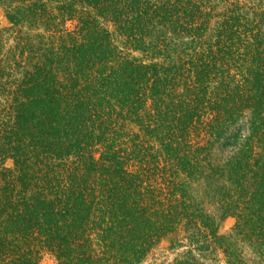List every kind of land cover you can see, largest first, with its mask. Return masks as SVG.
Returning <instances> with one entry per match:
<instances>
[{
	"label": "trees",
	"instance_id": "1",
	"mask_svg": "<svg viewBox=\"0 0 264 264\" xmlns=\"http://www.w3.org/2000/svg\"><path fill=\"white\" fill-rule=\"evenodd\" d=\"M0 6V264H264V0Z\"/></svg>",
	"mask_w": 264,
	"mask_h": 264
},
{
	"label": "rangeland",
	"instance_id": "2",
	"mask_svg": "<svg viewBox=\"0 0 264 264\" xmlns=\"http://www.w3.org/2000/svg\"><path fill=\"white\" fill-rule=\"evenodd\" d=\"M8 26H10V24L8 23V21L5 18L4 12L0 6V29L3 28H7ZM66 28H71V24L67 23L66 24ZM234 221L235 219L231 216H226L223 217L222 219H220L217 223V231L220 235H227L230 233L232 226L234 225ZM186 249V248H185ZM211 249L213 250V246H211ZM211 249H208L204 252H202L203 257L202 259L206 261V264H221V262H214L215 258H218L219 256H216V254L214 253L215 251H213V256L210 257L208 255L209 251ZM163 252V249H160L159 254ZM165 252V251H164ZM200 252V251H199ZM153 256H157V254L155 255H150L149 258L143 263V264H152L153 262ZM163 259L162 254L160 256V261ZM169 259V258H168ZM156 264L159 263V260H157V262H155ZM40 264H54L53 260L50 259L49 257L45 256L41 259ZM164 264H168L166 262V260L164 261Z\"/></svg>",
	"mask_w": 264,
	"mask_h": 264
}]
</instances>
